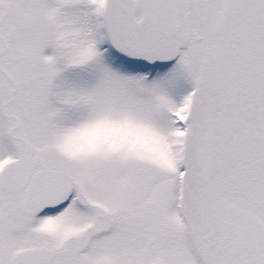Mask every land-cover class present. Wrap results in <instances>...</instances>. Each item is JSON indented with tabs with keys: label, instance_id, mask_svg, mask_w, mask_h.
Returning a JSON list of instances; mask_svg holds the SVG:
<instances>
[{
	"label": "snow or ice",
	"instance_id": "snow-or-ice-1",
	"mask_svg": "<svg viewBox=\"0 0 264 264\" xmlns=\"http://www.w3.org/2000/svg\"><path fill=\"white\" fill-rule=\"evenodd\" d=\"M0 264H264V0H0Z\"/></svg>",
	"mask_w": 264,
	"mask_h": 264
}]
</instances>
